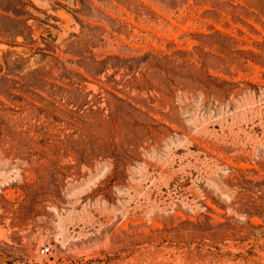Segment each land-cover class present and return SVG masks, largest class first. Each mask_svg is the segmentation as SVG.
Here are the masks:
<instances>
[{
  "label": "rangeland",
  "instance_id": "obj_1",
  "mask_svg": "<svg viewBox=\"0 0 264 264\" xmlns=\"http://www.w3.org/2000/svg\"><path fill=\"white\" fill-rule=\"evenodd\" d=\"M0 264H264V0H0Z\"/></svg>",
  "mask_w": 264,
  "mask_h": 264
},
{
  "label": "built area",
  "instance_id": "obj_2",
  "mask_svg": "<svg viewBox=\"0 0 264 264\" xmlns=\"http://www.w3.org/2000/svg\"><path fill=\"white\" fill-rule=\"evenodd\" d=\"M50 252V248H43L42 249V253L43 254H46V253H49Z\"/></svg>",
  "mask_w": 264,
  "mask_h": 264
}]
</instances>
